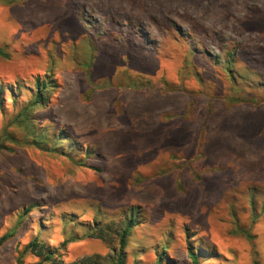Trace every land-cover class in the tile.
<instances>
[{"label":"rangeland","instance_id":"1","mask_svg":"<svg viewBox=\"0 0 264 264\" xmlns=\"http://www.w3.org/2000/svg\"><path fill=\"white\" fill-rule=\"evenodd\" d=\"M0 97V264H264V0H0Z\"/></svg>","mask_w":264,"mask_h":264},{"label":"trees","instance_id":"2","mask_svg":"<svg viewBox=\"0 0 264 264\" xmlns=\"http://www.w3.org/2000/svg\"><path fill=\"white\" fill-rule=\"evenodd\" d=\"M53 84L54 83L51 80L48 82H43V83L41 81L39 83H36L37 94H35L34 100L28 104L26 109H24L22 112L16 115L17 118H21L20 120H22L23 122L28 121L27 111H29L31 108L36 107L38 105H43V103L45 102V97L43 93L48 88H53L54 87ZM8 90L10 91V93L13 94L12 89H8ZM0 101H1V97H0ZM28 128L29 127H27V129ZM65 140H68V139L66 138ZM43 141L44 143L46 142L45 136H41L38 139H34L36 146L42 145ZM4 149L12 150L10 148L5 147L4 144L0 143V152L3 151ZM133 227H134V220L132 222L130 221L129 224L126 226V228L121 233L120 248L117 253V258L114 260L112 259L110 260V258H103L101 256H88L77 262L66 263L63 259H61L58 256L59 251H54V249H52L51 246L49 247L48 245H46V243L41 241L39 237H36L24 247L22 252H20V255L17 258V264H24L25 258L30 255L39 258V262L37 264H125V252L124 251H125L127 239ZM90 235L93 236V234H90ZM9 236L11 235H5L0 239V246L6 242ZM99 238H102V237H99ZM190 254H191L192 264H199V259L197 255L194 252Z\"/></svg>","mask_w":264,"mask_h":264}]
</instances>
